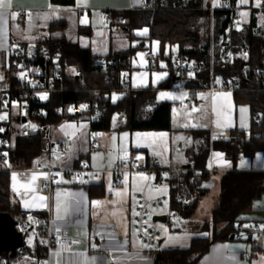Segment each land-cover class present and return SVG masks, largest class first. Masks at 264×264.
I'll use <instances>...</instances> for the list:
<instances>
[{
  "label": "trees",
  "instance_id": "obj_1",
  "mask_svg": "<svg viewBox=\"0 0 264 264\" xmlns=\"http://www.w3.org/2000/svg\"><path fill=\"white\" fill-rule=\"evenodd\" d=\"M147 1L142 9L112 11V20L109 24L115 23L129 29L147 26L149 38L160 40L161 51L166 43L171 46V54L168 57L171 72L179 81H183L185 87L208 88L212 81L215 88H227L234 80L240 86L233 90L237 103H247L250 108L251 125L249 135L245 139L234 141L228 138H213L210 131L204 128L188 131L194 141L186 151L190 167L200 169L201 172L197 173L194 181L186 180L184 186L180 188L189 194V201L174 199L173 194L177 188L170 190L171 199L168 208L177 218L190 220L196 214L199 201L206 192L201 184L209 177L206 162L212 150L224 151L234 167L223 175L219 205L213 210L210 219L204 221L203 230L208 235L194 237L189 248L160 250L162 258L158 264H199L213 241L230 238L236 225L243 222L240 214L249 211L253 200L264 192V170H237L241 155L252 158L257 152L264 154V83L262 82L264 34L261 33L260 28L259 32L257 31V19L254 15H251L240 29H232L230 27L234 15L232 11L200 9L202 0H194L196 9H178L175 7V0H155L156 7L148 9ZM235 1L230 0L232 4ZM57 2L73 5L74 0H57ZM120 18H123V21ZM211 23H214L212 38L209 32L204 34V30H208ZM42 44L49 47L59 46L63 51L67 90L54 93L49 99L52 106H61L63 109L60 112L48 109L43 118L34 119L40 127L30 136L22 135L21 124L14 121L12 130L3 133L7 142L0 145V160H6L11 167L19 169L32 168L39 161H48L55 143L52 142L49 134L50 125L63 119L83 118L84 121L89 122L90 131H99L109 129L112 115L125 110L128 121L124 124V128L131 131L172 129L171 101H157L158 89L171 88L173 84L171 80L162 82L158 88L137 89L133 86L126 88L119 81L121 72L130 75L134 47L99 56L92 52L91 47H83L78 42H70L65 37L50 36ZM173 46L178 47L176 54L172 52ZM229 47L233 52V58L231 61H222L221 50ZM187 49H192L193 52H188ZM184 55L203 60L206 65L198 68L195 74L187 73L186 67L177 70L174 67L176 57ZM102 59H107L108 64H102ZM244 64L248 66V73L244 71ZM15 70L16 65L12 64L5 73L6 82H9ZM117 90H123L124 94L113 101L112 93ZM87 101L104 104L107 110L98 116L90 113L73 115L69 111V108ZM257 116L260 117V122H257ZM3 152L7 155H3ZM9 169L0 170V212H9L15 218L28 215L12 201ZM94 186L91 185L93 191ZM34 217L36 219L30 226L32 229L30 230L29 227L24 232L22 246L24 251H18L14 256H11L10 252H0L9 264H38L44 249L41 240L46 229V215L36 213ZM34 230H36L34 243L30 246L26 239L28 233Z\"/></svg>",
  "mask_w": 264,
  "mask_h": 264
},
{
  "label": "crops",
  "instance_id": "obj_2",
  "mask_svg": "<svg viewBox=\"0 0 264 264\" xmlns=\"http://www.w3.org/2000/svg\"><path fill=\"white\" fill-rule=\"evenodd\" d=\"M146 1L74 0L73 5H64L57 2V0H12L11 8L6 11L7 22L0 21V77H3L0 79V87L8 84L5 81V73L12 65L9 45L14 41L29 43L23 38L30 25L40 27L42 25L52 24L53 26L60 23L59 25L63 26L62 21L66 20L58 21L54 20V18H57V16L61 17L62 13L67 14L75 10L87 12L90 17L99 14V16L104 18L105 10L119 12L142 9ZM218 2L219 0H202L203 4L211 6L217 5ZM13 14L16 15L15 19L12 18ZM254 16L256 17V15ZM243 18L244 22L239 24V29L249 20L248 15H243ZM90 27L86 26L81 30L90 34ZM144 29L148 30L147 33L145 35H138L142 49L140 52L137 51L132 57V70L130 72L132 86L134 89L147 87L158 88L159 84L164 81L171 80L173 82L171 88H161L157 92V97L159 92L176 97V99L168 97L165 99L171 101L172 129L131 131L122 127L123 129L116 134L105 129V133L98 135V131L89 130V122L85 121L88 125L86 139L84 138L82 140L79 135L61 139H70L73 145L69 156L55 163L56 167L62 169L79 167L80 159L85 157L89 165L93 168L113 169L118 162L128 160L133 152L137 155H145L150 159L155 156L160 157L165 166L176 165L178 167H188L187 165H190V160L186 151L194 142L193 138L186 140V137L190 135L189 130L204 128L210 131L213 138H225V132L227 130L242 128L240 124L242 122L240 108H245V106L249 107V105L247 103H237L234 91L228 88L185 87L183 81H179L178 78H173L175 75L172 74L170 63L168 62V57L171 54V46L166 43L164 49L161 51L160 40H145L149 37V28H142L141 31ZM49 35L52 37L51 33ZM46 39L39 40L36 45L42 44ZM135 44L136 42H132L131 47H135ZM110 52L117 51L111 50ZM149 52L154 55L153 58L149 56ZM140 53H144L151 62L155 61V63H151L152 65L148 67V70L143 69L146 71H138L139 67L144 66V56L141 59ZM155 65L158 70H151L150 68ZM157 75H161L162 78L157 79ZM227 93L231 94L230 97L224 95ZM193 108L197 109V111L193 112ZM217 121H219L220 126H217ZM192 125L197 126L193 127ZM91 133H94L97 140L95 145L91 143ZM161 133L166 135L162 137L156 135L149 136L146 139H137V134L144 137L145 134ZM125 134L128 138L125 137ZM113 137L115 139H112ZM125 138L128 139L127 142H124ZM179 143H182V147L177 146ZM180 149H183L186 155V161L181 164L176 160V154ZM92 150H94L93 155ZM125 152H127L126 158ZM216 153L221 154V156H216ZM258 153L260 154L262 152H257L251 158L252 164L250 163L247 167L239 166L241 160H243L241 155L237 163V170H264V166L261 164L262 161L257 155ZM222 161L228 163L222 164ZM7 168L0 167V170ZM206 168L209 176L212 172L221 173V183L223 175L231 171L234 167L224 151L212 150L208 155ZM9 172L11 197L13 201L29 215L34 216L36 213H44L46 215V222L54 229L61 231L62 240L52 252V261L55 264H158L156 254L160 250H163L160 247L164 242V238H161L155 247H143L142 244L144 243L136 238L132 227L133 215L138 203V195L145 189L146 194L150 196L157 194V190H154L156 188L146 187V181H142L136 177V174L140 172H125L128 174L127 185L124 183L125 173L118 180L117 176L110 171L100 176L57 172V178L53 180L49 192L40 190L41 182L45 179L41 176L35 182L34 187L36 191L29 192L27 195H24V189L19 188V184L26 183L32 173L47 174V172L39 169L37 164L28 169L11 167ZM13 173L17 174V181L19 183L16 187L19 189V194L13 190ZM57 181L60 182L57 183ZM91 185H95L94 191L91 189ZM125 187H127V194L117 196L116 192H123ZM202 188L205 189L206 194L208 189L206 187ZM165 189L166 192H161L160 194L170 192L167 186ZM57 193L61 194L59 197L61 203L59 215L64 217L63 219H57L55 210ZM40 196L46 197L47 199L41 202L38 199ZM25 200L29 201V207L24 206ZM93 201H101L102 203L99 207H96L93 205ZM44 205L47 206L45 207ZM165 208L166 211L164 213L155 214L154 217L166 215L168 220L170 210L168 207ZM252 210L251 208L249 211L240 214L243 221L241 223L249 225L255 220L261 221L264 219V209L259 214ZM260 245V242L250 239L249 236H246L244 240L231 239V236L228 239L216 240L212 242L209 250L203 255L199 264H264V260H262L264 254L253 256L251 259H244L242 257L243 251L260 247Z\"/></svg>",
  "mask_w": 264,
  "mask_h": 264
},
{
  "label": "built area",
  "instance_id": "obj_3",
  "mask_svg": "<svg viewBox=\"0 0 264 264\" xmlns=\"http://www.w3.org/2000/svg\"><path fill=\"white\" fill-rule=\"evenodd\" d=\"M164 3V2H162ZM156 7L155 0H148L146 8L154 9ZM175 7L178 9H196L194 0H175ZM204 10H229L234 13L233 19L230 22L232 29H239L240 23L244 22L242 13H247L249 18L251 15H255L258 11L264 12V0H248L247 3H241V0H236L234 4L230 0H219L217 5L203 4L199 7ZM23 15V13H21ZM112 20V11L105 10L102 26L107 27ZM123 21V19H120ZM259 32V28L257 29ZM245 53L247 50L244 51ZM9 53L11 56L12 64L16 65V70L10 76L9 82L6 86L0 87V115L7 113V119L0 120V128L4 129L0 132V145H4L7 142L3 133H8L12 130V123L16 121L21 124L20 133L24 136H30L36 133L40 127L34 119L43 118L48 109H52L55 112L62 111L61 106H52L49 103L51 95L57 92L67 90L65 86L66 76L64 75V61L63 51L61 47H49L46 45H32L27 42H12L9 45ZM151 58L154 55L149 52ZM233 58V52L231 47L223 48L220 53V59L222 61H231ZM102 64H108L107 59L101 60ZM206 65L203 60H196L188 55L176 57L174 67L177 70H182L186 67V72L189 74H195L198 68H202ZM11 66L9 67V69ZM244 71L248 73V66L244 64ZM80 71L77 72L79 74ZM23 74V75H21ZM264 75V68L262 70ZM120 83L129 88L132 86L131 77L127 72H121L119 75ZM262 82L264 83V76ZM212 81L208 85V88H213ZM239 83L237 81H231V85L228 89H238ZM79 90V89H77ZM43 94L47 95L46 99H41ZM42 105L43 107H41ZM82 105H87L86 108H82ZM73 115L90 113L93 116H98L107 110L106 105L96 104L94 102H85L80 105H75L71 108ZM257 122H260V117H256ZM32 121V125L26 126L27 123ZM128 121L127 112L122 110L119 113V122L126 124ZM246 130L242 128L229 129L225 132V138L239 141L248 137ZM91 143L95 145L97 140L94 133L90 134ZM191 135L186 137V140L191 139ZM73 142L70 139L61 140L55 142L53 145V152L51 153L48 161H39L37 167L47 172V179L41 182L40 190L43 192H49L52 187L53 180L57 178V172H63L68 174H93L94 176H100L105 172H113L117 179L122 178V174L125 172H140L144 173L150 179L146 181V187L157 188L162 185H166L170 190L177 188V191L173 194L174 199L180 201H189L190 196L188 193L182 191L180 188L184 186L185 181L192 182L196 179L197 173L201 172L200 169L192 167H178L176 165H163L160 157H152L151 159L145 155H137L132 153V156L126 160L118 162L113 169H96L89 165L87 158L82 157L80 159L79 167L72 169H62L55 166V163L66 159L72 150ZM182 147V143L177 145ZM141 156L143 159L137 160L136 157ZM59 157V159H57ZM171 199L170 192L164 194H156L150 196L146 194V189L138 195V203L134 211L132 227L134 234L138 240L142 243L149 245V247H155L158 245L161 239V231L153 228L150 223V217L157 208L168 207ZM166 202V203H165ZM138 213V215H137ZM170 217H176L174 212L169 213ZM15 219L18 221V228L25 232L31 226V223L36 217L33 215L17 216ZM46 222V220H45ZM47 226L43 232L41 243L44 247L42 254L38 260V264H55L52 261V252L60 244L62 240L61 231H57L46 222ZM147 231V235L145 234ZM234 239L244 240L246 236L250 239H254L260 242V247L253 248L242 252L244 259H251L253 256L264 254V219L255 220L251 224L246 225L244 223H238L235 227ZM18 251L23 252L24 249L20 247ZM17 251V252H18ZM0 264H9L8 261L0 254ZM250 264V263H247Z\"/></svg>",
  "mask_w": 264,
  "mask_h": 264
},
{
  "label": "rangeland",
  "instance_id": "obj_4",
  "mask_svg": "<svg viewBox=\"0 0 264 264\" xmlns=\"http://www.w3.org/2000/svg\"><path fill=\"white\" fill-rule=\"evenodd\" d=\"M257 19L258 28L261 29V33L264 34V12L258 11L255 13ZM54 20H66L62 21L64 24L63 26L57 25H42L40 27L35 25H30L27 28V31L24 35V40L28 41L32 45H36L39 40H44L49 38L52 34L53 38L56 37H65L70 42H79L81 46H90L93 52L97 55H105L108 54L111 50L113 51H122L127 50L131 47L132 42H136L134 47V54L137 51H141V43L140 37H138V33L141 32L142 28L147 26H139V27H131L130 29L125 26H119L117 24H108L107 27L102 26L103 18L94 15V17H90L87 12L84 11H71L69 13H62L61 17L54 18ZM86 26L90 27V34L81 30ZM211 28V29H210ZM208 30H204V34L208 32L210 33V37L212 38L214 35V23H211V27ZM145 40H150L147 37ZM178 51V47L173 46L172 52L176 54ZM164 60V59H163ZM165 61V60H164ZM139 62V61H138ZM155 63L151 62L148 57L144 55V66L139 67L138 71H146L148 67ZM142 68V69H141ZM146 69V70H143ZM151 70H158L156 65L150 68ZM164 92H159L157 101L161 102L164 99L160 98V94ZM124 94L123 90H117L112 93V100L116 101L119 97ZM117 97V99H113V97ZM181 101V100H180ZM247 112L243 114V123L246 124V127H242L246 132L249 134V129L251 125V115L250 109L248 106H245ZM85 117V116H82ZM119 113L116 112L111 117V126L108 129L109 132L114 134L120 132L124 127V124H121L118 120ZM242 120V119H241ZM242 123V122H241ZM240 123V124H241ZM34 123L30 121L26 124L33 125ZM14 126H17L13 124ZM74 126V127H73ZM125 129V128H124ZM106 130H99L97 133L100 135L101 133H105ZM88 132V125L84 121L83 118L77 119H63L56 123H52L49 128V134L51 137L52 142L59 141L69 136H76L79 135L82 140L86 139ZM74 134V135H73ZM127 137V136H126ZM128 138V137H127ZM127 138H125L124 142H127ZM86 141V140H85ZM184 149V148H183ZM183 149H180L176 154V160L180 164L186 161V155ZM94 150H92V155ZM5 152H3V155ZM258 157L261 159V164L264 166V154L258 153ZM243 160V166L240 162V167H247L250 163L252 164V160L250 157L241 156ZM0 167L1 168H11L10 164L6 160H0ZM220 176L221 173H211L210 176L202 182L201 186L206 187L208 192L203 196L199 203L198 210L196 214L190 220L179 219L176 217H169L166 222L154 220V215L159 213H164L166 208H157L154 209L149 223L150 225L161 231V238H164V242L162 243L160 249L164 248H189L191 245L192 239L194 237H198L201 235H208L203 230L204 221L206 219H210L211 213L214 209L217 208L220 202V193L222 191L221 183H220ZM166 185H162L154 190L157 189H165ZM161 191H157V194H160ZM13 201V199H12ZM13 203H15L13 201ZM252 211L259 214L262 209H264V192L261 196L256 197L253 200L252 204ZM256 215V214H255ZM167 229V231H164ZM36 230L28 233L26 242L28 245H33L34 243V235ZM172 238L171 240L169 238Z\"/></svg>",
  "mask_w": 264,
  "mask_h": 264
},
{
  "label": "snow or ice",
  "instance_id": "obj_5",
  "mask_svg": "<svg viewBox=\"0 0 264 264\" xmlns=\"http://www.w3.org/2000/svg\"><path fill=\"white\" fill-rule=\"evenodd\" d=\"M248 0H241V3H247ZM12 6V0H0V21H3V22H7V17H6V11L7 9L11 8ZM242 15H247V13H242ZM12 18L15 19L16 18V15L13 14L12 15ZM147 29H144L143 31L139 32L138 34L139 35H145L147 33ZM158 43V42H157ZM141 59H143V56L145 55L144 53H140L139 54ZM247 54H245V57H246ZM163 66V65H162ZM23 75V74H21ZM3 77H0V79H2ZM162 78L161 75H157V79H160ZM225 96H228L230 97V93H227V94H224ZM165 97H168V98H171V99H176V97H171L169 96V94L167 93H161L160 94V98L161 99H164ZM47 98V95L46 94H43L41 96V99H46ZM113 99H117V97H113ZM82 108H86L87 105H82L81 106ZM69 111H71V109H69ZM193 112L197 111V109L193 108L192 109ZM247 112V109L244 108V107H241L240 108V113H241V118H242V123H241V126L242 127H246V124L243 123V114ZM4 119H7V113L3 114V115H0V120H4ZM187 126V125H186ZM193 127L197 126V125H192ZM217 126H220L219 125V121H217ZM34 127V126H33ZM74 127V126H73ZM4 129L0 128V132H3ZM74 135V134H73ZM156 135H159V136H165L166 134L164 133H161V134H145L144 137H141L140 134H137V139L140 140V139H146L147 137L149 136H156ZM125 137H126V134H125ZM112 139H115V137H113ZM5 156L7 155V153L4 154ZM216 156H221V154L219 153H216L215 154ZM127 157V152H125V158ZM57 159H59V157H57ZM137 160H141L143 159V157L141 156H137L136 157ZM228 162L226 161H222V164H227ZM243 161L241 162L242 166H243ZM43 176L45 179L48 178L47 174H44V173H32L30 179L26 182V183H23V184H19V188H22L24 189V195H27L29 192H34L36 191L34 185H35V182L41 177ZM136 177H138L140 180L142 181H147L149 180L150 178L148 176H146L144 173H137L136 174ZM12 180L14 181V184H13V190L14 191H17L18 194H19V189L16 187V185L19 183L17 181V174L16 173H13L12 174ZM60 181H57V183H59ZM127 182H128V174L125 173V178H124V183L125 185H127ZM157 191H161V192H166V189H157ZM127 194V187H125L124 191L123 192H120V191H117L116 192V195L117 196H122V195H126ZM57 202H56V205H55V210H56V213H57V219H63L64 217L60 216L59 213L61 211V203H60V200H59V197H60V193H57ZM39 201L43 202L45 201L47 198L46 197H43V196H40L38 197ZM94 206L96 207H99L101 205V201H93L92 202ZM166 203V202H165ZM24 206L25 207H29V201L25 200L24 201ZM45 207L47 205H44ZM66 211V209H65ZM138 215V213H137ZM247 227V225H246ZM57 231H59V229H57ZM164 231H167V229H164ZM145 234L147 235V231H145ZM170 240L172 239L171 237L169 238ZM143 247H149V245H144L142 244ZM262 260H264V257H262Z\"/></svg>",
  "mask_w": 264,
  "mask_h": 264
},
{
  "label": "water",
  "instance_id": "obj_6",
  "mask_svg": "<svg viewBox=\"0 0 264 264\" xmlns=\"http://www.w3.org/2000/svg\"><path fill=\"white\" fill-rule=\"evenodd\" d=\"M188 52H193L192 49H187ZM177 78L176 76L173 77ZM54 145V143H53ZM190 166L189 164L187 165ZM154 220L167 221L166 215H158ZM18 221L9 212H0V252H10L11 256L17 254V251L24 244V232L17 226ZM32 227H30V230ZM234 235H231V239ZM162 258V253L159 251L156 254V261Z\"/></svg>",
  "mask_w": 264,
  "mask_h": 264
}]
</instances>
